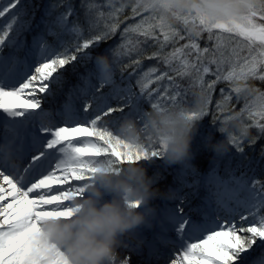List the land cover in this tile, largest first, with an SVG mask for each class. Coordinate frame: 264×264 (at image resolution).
Segmentation results:
<instances>
[{"label": "snow or ice", "instance_id": "6c2138e0", "mask_svg": "<svg viewBox=\"0 0 264 264\" xmlns=\"http://www.w3.org/2000/svg\"><path fill=\"white\" fill-rule=\"evenodd\" d=\"M143 2L83 0L88 30L96 33L87 38L83 27L69 20L74 15L71 3L55 15L53 5L42 18L44 31L33 36L31 44L25 33L31 31L35 13L28 17L29 6L22 0L0 3V264H68L62 250L42 244L43 225L70 220L79 201L90 195L98 171L118 173L127 164L165 160L163 144L141 150L118 135L123 120L143 122L145 104L160 111L187 108V91L180 83L187 79L206 93L203 113H187L201 122L209 115L218 82H228L239 98L244 92L241 85L250 78L264 80V0H247L248 11L241 17L213 20L201 13H176L175 23L150 13ZM129 5L132 18H141L125 27L122 42L108 50L116 58L112 68L100 67L97 58L104 54H99L97 83L82 77L83 87L70 91L55 114L45 108V99L54 95L53 86H62L61 70L77 61V53H83L81 60H91L87 50L116 34ZM205 34L214 42L211 47L198 42ZM64 36L73 38V50ZM149 41L154 48L150 53L145 47ZM124 59L128 63L119 67L117 81L116 61ZM145 59L156 64L144 68ZM129 68L133 70L125 77ZM209 75L215 78L211 82L205 80ZM221 94L231 99L223 89ZM244 111L264 120V93ZM255 126L264 133V124L257 121ZM229 139L243 152L242 138ZM206 146L207 140L205 150ZM189 173L182 170L183 180L174 177L181 192L199 188V180L187 179ZM153 179L158 183L166 177L157 174ZM204 186L210 194L203 207L193 210L196 215L185 213L183 195L176 197L175 208L165 204L158 217L139 201L126 200L128 207L145 211L148 221L128 234L138 243L130 244L124 237L118 252L142 257L140 264H264V254L251 258L254 246L264 247V183L234 174L225 180L213 172L205 177ZM116 264H130V257L118 256Z\"/></svg>", "mask_w": 264, "mask_h": 264}, {"label": "clouds", "instance_id": "9594fccd", "mask_svg": "<svg viewBox=\"0 0 264 264\" xmlns=\"http://www.w3.org/2000/svg\"><path fill=\"white\" fill-rule=\"evenodd\" d=\"M135 3V0H129ZM142 7L152 14L162 16L166 22L175 23L176 13H201L213 20L244 16L248 11L247 0H144ZM195 31V27H193ZM100 67L108 71L112 62L107 55L97 58ZM248 91L246 84L241 85ZM206 93L195 94L191 107L183 110L153 109L145 113L143 122L133 118L123 120L118 129L119 137L134 148H149L163 144L165 160L169 165L189 162L193 158L192 144L199 131V120L187 117L188 112L201 115L205 110ZM226 122L228 137L237 133L242 139L250 136L249 127L237 113ZM231 144L221 141L210 143L214 154H225ZM95 186L79 201L75 215L70 220H50L43 225L41 242L45 246L62 250L68 264H116L118 247L122 238L145 225L148 215L135 207H128L126 200L139 201L143 208L154 211V199L167 196L156 187L153 177L142 163L127 164L118 172L98 171ZM110 195L111 199H105Z\"/></svg>", "mask_w": 264, "mask_h": 264}, {"label": "rangeland", "instance_id": "374dc122", "mask_svg": "<svg viewBox=\"0 0 264 264\" xmlns=\"http://www.w3.org/2000/svg\"><path fill=\"white\" fill-rule=\"evenodd\" d=\"M3 2L4 0H0V3ZM82 2L83 0H22L23 4L29 6L27 8L28 17H31L33 12L35 13V18L31 20V31L25 33L27 43L31 44L32 37L44 31L45 25L42 22V18L45 16V10L53 5H56L57 7L54 12L55 15L65 10L63 5L66 3H71L74 9V15L69 17V20L78 22L79 25L83 27L84 37L87 38L91 35H95V31L88 30V24L85 20V10L81 7ZM97 2L100 4H106L107 0H97ZM47 19L50 20L51 17H48ZM121 23H123V19H121ZM177 26L179 27V25ZM123 27L125 28L127 25ZM122 32L123 31H120L119 29L115 35H113L107 41L102 42L98 47H93L87 50L91 53V60L83 61L81 60L83 53H77V61L66 66V69L61 70L64 76L62 86H53L52 90H54V95L45 99L44 107L55 114L60 106L64 103L70 91H73L78 87H83L82 77H90L91 84L95 85L97 83L96 57L103 53L104 55L109 56L113 65V62L116 60V58L114 54L108 50L116 48V46L122 42ZM63 39L68 43L70 50H73V38L71 36H64ZM48 40L50 43H55V38L53 37H48ZM185 42L186 41H181L180 43L183 44ZM198 42L201 44V47H211L214 43L208 41L207 34L200 38ZM152 51H154L153 47ZM7 52L8 49H5V54H7ZM20 55L23 56V52H21ZM126 63H128L127 59H124L122 63L120 61H116L115 66H117V71L115 76L117 81H119L121 76L119 67H122V65ZM153 64H156L155 60H143L144 68H147L149 65ZM160 67L162 70L164 69L163 65H160ZM129 71L130 70L128 69L123 73V75L127 77ZM213 79L215 78L211 75L205 77L207 82H211ZM180 83L187 91V102L185 107H191L195 98V94L200 92L201 89L199 86L190 85L187 79L180 80ZM246 85L251 91H244L240 93L239 98H237V94L235 92H232V86L228 82H218L215 85V88L212 90L211 94V104L208 108L209 115L199 122V131L192 144L193 158L189 162L178 165H169L166 160H154L150 165L144 164V166L148 169L149 176L153 177L157 174H160L166 177V179H162L156 183V187H158L162 192L168 193V195L162 196L152 201L151 207L154 209L152 212L154 217L159 216L165 207V204L170 209L175 208L176 204L179 202L176 197L180 195L186 197L185 203L183 205L185 208V213L196 215L193 210L203 207L202 204L204 200L210 194L209 190L204 186V179L213 172L225 180L229 178L230 174H234L236 177L243 176L246 179H255L264 183V133H261L260 130L255 126L257 121H259L261 124H264V120H259V117L252 118L251 115L246 111L242 113V110L245 108L246 104L251 105L257 95L264 93V80H260L258 77L250 78L246 82ZM153 87H155V85H153ZM221 89L224 90V95L231 94V99L225 100L224 96L221 94ZM105 91H107V89H105ZM218 103L221 104L219 109L217 108ZM225 105L229 107L228 110H225ZM143 107L145 110L151 111L148 104H145ZM237 113H242L241 119L247 126H249L250 132L255 131L257 133L256 135L260 137L259 141L262 144L258 147V149L253 148L256 146V144H254L256 141L253 143V139L251 137L249 140L242 139L241 147L244 149L243 152L237 151L236 147H234L231 143L228 151L225 154H214L209 147L210 143L221 141L227 142L229 137L227 132L224 130L226 122L230 125L231 122L229 121V117H234ZM116 115L122 114L117 113ZM214 117L215 119H213ZM219 121H221V124H218ZM221 129L224 130L223 133L221 132ZM237 134L235 137L239 138V134ZM206 140L207 146L205 150ZM249 147H252V149ZM182 170H190V173L187 176L189 181H200L198 189L183 188L182 192L179 191L181 184L175 181L174 177H178L180 180H183L184 176L182 175ZM105 199H111V196L106 195ZM146 235L150 237L151 233H146ZM125 238L130 242V244L138 243L135 236L127 235ZM259 243L260 242L258 241V245ZM165 251L167 255H170V252L167 250ZM120 252L121 251L118 252V256H120ZM123 253L125 254L121 255L120 257H130V264H140V261L143 259L142 257L134 255V253L122 251L121 254ZM261 254H264V247L254 246V250L251 253V258L255 260L260 257Z\"/></svg>", "mask_w": 264, "mask_h": 264}, {"label": "trees", "instance_id": "16d2710c", "mask_svg": "<svg viewBox=\"0 0 264 264\" xmlns=\"http://www.w3.org/2000/svg\"><path fill=\"white\" fill-rule=\"evenodd\" d=\"M117 2H119V1H117ZM140 18L141 17H139V16H137V17H135V18H132V13H131V7H130V5H129V7H127L126 9H125V11H124V13L121 15V19H123V23H120V27H123V26H128V25H130V24H132V23H135V22H137L138 20H140ZM152 41H149L148 42V45H146L145 47L147 48V51L150 53V52H152ZM226 107H225V110H228L229 109V107L227 106V105H225ZM218 124H221V121H219L218 122ZM251 134V133H250ZM257 133L254 131L253 132V134H252V139H253V141L255 142L256 141V143H254V144H256V147H259L262 143H260V141H259V139H260V137L258 136V135H256ZM238 135V134H237ZM257 138V139H256ZM251 139V140H252ZM255 139V140H254ZM249 148H251V147H249ZM252 149V148H251Z\"/></svg>", "mask_w": 264, "mask_h": 264}, {"label": "bare ground", "instance_id": "6f19581e", "mask_svg": "<svg viewBox=\"0 0 264 264\" xmlns=\"http://www.w3.org/2000/svg\"><path fill=\"white\" fill-rule=\"evenodd\" d=\"M119 29H120V31H123L124 27H122V28L120 27ZM129 70H130L129 72H131L133 69H132V68H129ZM253 132H254V131H251V132H250L251 134H250V136L247 138L248 140L251 138ZM245 141H246V140H245ZM246 144H248V143H246ZM252 146H253V145H252ZM251 148H252V147H251ZM253 148L258 149V147H256V146H254ZM202 206H203V204H202ZM121 252H122V251H121ZM121 252H120V256L125 254V253L121 254ZM134 255H135V254H134ZM162 262H163V261H161V264H162Z\"/></svg>", "mask_w": 264, "mask_h": 264}]
</instances>
